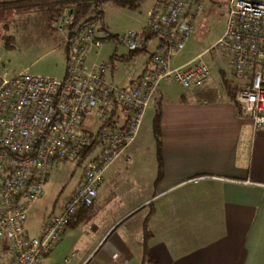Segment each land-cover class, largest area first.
I'll list each match as a JSON object with an SVG mask.
<instances>
[{
  "label": "built area",
  "instance_id": "obj_1",
  "mask_svg": "<svg viewBox=\"0 0 264 264\" xmlns=\"http://www.w3.org/2000/svg\"><path fill=\"white\" fill-rule=\"evenodd\" d=\"M225 1V28L210 50L229 57L233 76L244 82L236 102L254 128L264 132V0ZM201 11L198 0H154L141 30L117 37L128 52L140 50L151 37L163 41L164 49L152 55L149 68L130 89L105 80L109 64H86L88 48L101 42L92 27L70 41L69 34L76 28L66 31V14L59 17L57 28L68 46L62 79L25 72L9 76L0 56V264H43L68 222L93 205L104 171L135 141L144 112L162 82L183 89L207 83L210 71L200 57L184 67H170L171 58L183 51L192 35ZM117 109L124 124L104 127ZM90 110L102 127L100 152L83 161L82 180L64 199L59 214L48 218L38 237H28L26 215L44 195L50 166L80 159L91 144L92 134L82 129ZM58 264H70V258Z\"/></svg>",
  "mask_w": 264,
  "mask_h": 264
},
{
  "label": "crops",
  "instance_id": "obj_2",
  "mask_svg": "<svg viewBox=\"0 0 264 264\" xmlns=\"http://www.w3.org/2000/svg\"><path fill=\"white\" fill-rule=\"evenodd\" d=\"M21 1L20 8L0 10V16L26 15L41 8L33 7L29 0ZM59 37L65 63L62 79L67 49L64 34ZM95 38L101 44L88 48L85 61L90 65L98 63L97 50L102 45ZM181 53L171 58V68L184 67L196 58H175ZM135 54L128 53V58L113 54L105 80L122 89L132 88L149 68L152 54L124 85H117L114 73L116 61L133 59ZM227 63L217 70L208 67L210 77L201 88L185 89L173 96L168 88L158 87L147 108L155 105L160 112L159 152L152 133L155 111L150 121L151 166L139 170L120 166L136 157L145 110L135 141L104 171L93 205L68 222L60 240L68 229H77L86 221L93 207L99 210L108 172L126 176L141 173L144 178L131 179L132 192L125 209L114 207L107 217L109 211L103 208L97 222L88 219L91 240L85 255L70 264H264V132L254 128L236 102L244 82L227 77L225 70L232 71L230 60ZM217 73L223 84L213 80ZM112 122L116 127L124 124L118 109ZM145 244L147 261H143Z\"/></svg>",
  "mask_w": 264,
  "mask_h": 264
},
{
  "label": "rangeland",
  "instance_id": "obj_3",
  "mask_svg": "<svg viewBox=\"0 0 264 264\" xmlns=\"http://www.w3.org/2000/svg\"><path fill=\"white\" fill-rule=\"evenodd\" d=\"M153 1L140 0L136 5L135 2L132 3L134 5L130 7H122L112 1L103 5L102 22L94 25V35L102 41L101 47L97 50L100 53L97 59L98 63L109 62L113 54L129 57V52L122 44L105 37L100 28H104L109 34L117 35V37L128 31H140L142 25L149 18ZM200 4L202 11L192 36L187 41L188 43L186 42L181 55L175 58L183 61L187 58L200 57L208 67L214 66L215 70H217V66L224 68L230 60L229 57L220 51L210 49L224 31L227 17L226 1L200 0ZM57 28L58 20L54 11L48 9V7H41L36 11L31 10L26 15L0 16V56L8 75L13 76L25 72L33 76L60 79L64 73L65 63L63 49L58 46L61 33ZM158 43L159 39L153 37L146 43V49L137 52L133 59L130 57V59L122 62L116 61L117 69L114 73V80L117 85H124L129 79L137 75ZM86 64L91 66L87 61ZM225 71L227 77L233 82L239 81L233 76L232 71ZM213 80L218 84H223L218 73ZM159 87L168 88L173 96H178L185 91L177 84L162 82ZM156 109L155 105H150L146 109L136 141V157H131V163L128 165L121 164V167L139 170L151 166L153 143L151 142L150 121ZM98 128L99 123L95 111L90 110V113L83 120L82 129L95 135ZM99 152L100 147L91 153L90 159L94 158ZM83 167L84 164L80 163L79 159L54 163L50 166L47 181L43 186L44 195L30 205L26 215L24 229L28 237H38L42 232L45 221L51 215L59 214L64 199L79 185L78 183L83 175ZM136 177L139 179L144 178L141 173L126 176L108 172L104 176V189L99 210L108 209V217L114 207L119 206V210L125 209V204L129 203L132 192L131 179ZM144 192L145 190H143V194ZM99 210H95L93 207L86 217L87 220L82 222L77 229H68L63 239L59 240L54 249L44 258L43 264L60 263L66 258L65 256L70 258L71 262L83 257L85 255L84 250L92 235L88 219L97 222L98 218L102 217H100L102 212H99ZM132 218H141V215ZM73 254H75L74 257H72Z\"/></svg>",
  "mask_w": 264,
  "mask_h": 264
},
{
  "label": "trees",
  "instance_id": "obj_4",
  "mask_svg": "<svg viewBox=\"0 0 264 264\" xmlns=\"http://www.w3.org/2000/svg\"><path fill=\"white\" fill-rule=\"evenodd\" d=\"M30 2H34L32 6H39V7H48V9H51L54 11L56 19L58 20L59 17L65 16L66 14V31H71L74 28H76V32L69 34V40L73 41L75 40L80 33L87 27H92L94 29V25L98 22H102V9L103 5L106 2L112 1L115 2V4L122 6V7H130L134 4L135 5L140 0H29ZM164 1V0H161ZM200 1V0H198ZM24 1H3L0 2V10H7V9H16L20 8L19 4H21ZM104 34L105 37L114 40L115 42H118L117 35H111L109 34L104 28H100ZM95 33V30H94ZM152 38V37H151ZM149 38V39H151ZM148 39V40H149ZM146 40L145 43L148 41ZM144 43V45H145ZM143 45V46H144ZM66 49L68 51V46H66ZM143 47L140 49L142 50ZM164 49L163 41L159 39V46L157 50L152 54L162 51ZM129 52L130 54L137 53L138 51ZM150 56V58L152 57ZM236 105V104H235ZM237 106V105H236ZM238 108V106H237ZM240 109V108H238ZM104 127H110V128H116L114 123L109 122ZM102 130V127H99L96 134L92 135L93 139L91 141V144L84 150V153L80 156L79 162L83 163V161L90 159L91 153L99 148V142H98V134ZM152 133L153 137L156 141L157 146V152H159V141H160V112L159 110H156L155 116L152 121ZM85 209V208H84ZM82 210V209H81ZM146 233V230H144ZM144 238L147 239V235L144 234ZM143 257L145 258L143 261L148 260V253L146 244L144 245V254ZM151 262V261H150Z\"/></svg>",
  "mask_w": 264,
  "mask_h": 264
}]
</instances>
